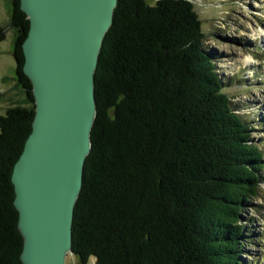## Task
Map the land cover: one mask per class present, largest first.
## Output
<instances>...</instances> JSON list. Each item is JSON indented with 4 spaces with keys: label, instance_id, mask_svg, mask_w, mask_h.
Listing matches in <instances>:
<instances>
[{
    "label": "trees",
    "instance_id": "trees-1",
    "mask_svg": "<svg viewBox=\"0 0 264 264\" xmlns=\"http://www.w3.org/2000/svg\"><path fill=\"white\" fill-rule=\"evenodd\" d=\"M8 27L14 79L31 105L0 113V264H23L11 173L34 103L20 0H9ZM204 40L190 0H117L95 71L96 115L71 226L82 264H251L241 255L242 211L259 194L264 151Z\"/></svg>",
    "mask_w": 264,
    "mask_h": 264
},
{
    "label": "water",
    "instance_id": "water-1",
    "mask_svg": "<svg viewBox=\"0 0 264 264\" xmlns=\"http://www.w3.org/2000/svg\"><path fill=\"white\" fill-rule=\"evenodd\" d=\"M191 1V0H190ZM117 0H20L34 117L11 173L23 264H65L90 134L95 71Z\"/></svg>",
    "mask_w": 264,
    "mask_h": 264
},
{
    "label": "rangeland",
    "instance_id": "rangeland-1",
    "mask_svg": "<svg viewBox=\"0 0 264 264\" xmlns=\"http://www.w3.org/2000/svg\"><path fill=\"white\" fill-rule=\"evenodd\" d=\"M191 1L205 32L203 44L216 56L224 89L251 126L254 142L264 151V0ZM8 23L9 0H0V25L7 26L6 36L0 40V113L10 106L31 105L14 79L13 29ZM242 215L248 238L241 255L251 264H264V178L259 194L249 199ZM93 262L91 257L88 264ZM65 264L82 263L67 253Z\"/></svg>",
    "mask_w": 264,
    "mask_h": 264
}]
</instances>
